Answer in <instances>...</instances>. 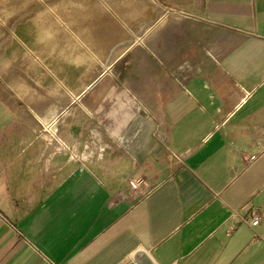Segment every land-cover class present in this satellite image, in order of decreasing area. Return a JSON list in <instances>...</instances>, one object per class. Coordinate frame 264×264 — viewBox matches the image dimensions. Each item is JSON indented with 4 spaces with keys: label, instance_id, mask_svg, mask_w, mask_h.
<instances>
[{
    "label": "crops",
    "instance_id": "1",
    "mask_svg": "<svg viewBox=\"0 0 264 264\" xmlns=\"http://www.w3.org/2000/svg\"><path fill=\"white\" fill-rule=\"evenodd\" d=\"M0 7V264H264V0Z\"/></svg>",
    "mask_w": 264,
    "mask_h": 264
},
{
    "label": "rangeland",
    "instance_id": "2",
    "mask_svg": "<svg viewBox=\"0 0 264 264\" xmlns=\"http://www.w3.org/2000/svg\"><path fill=\"white\" fill-rule=\"evenodd\" d=\"M1 9H2V7H0ZM1 9H0V11H1ZM11 24V29H13L14 28V26H17L19 23H14V22H12V23H10ZM27 41L29 42V41H33V40H30V39H27ZM44 57H47L48 59H47V61L44 63V69H43V71H42V73H43V84H44V86H48V84L50 83V81H51V63H50V61H49V57H50V55L49 54H47V55H44ZM54 72V71H53ZM108 72V75L109 76H111V77H113V73L115 72V71H107ZM58 73H59V76H61L60 74L62 73V74H64L65 75V73H66V71H58ZM56 78V77H55ZM59 78V82L60 81H66L65 79H66V77L64 76V78H62V77H58ZM89 91V90H88ZM89 92H91L92 94H106L107 93V95H108V97H107V99L109 100H113V99H115V95L116 94H118V92H119V89H117L116 90V88H109V89H106V87H102V89H98V88H95V83H94V85L90 88V91ZM111 95V96H110ZM109 103V102H108ZM107 103V104H108ZM90 106H91V108H94V107H96L97 106V102H91V104H90Z\"/></svg>",
    "mask_w": 264,
    "mask_h": 264
},
{
    "label": "built area",
    "instance_id": "3",
    "mask_svg": "<svg viewBox=\"0 0 264 264\" xmlns=\"http://www.w3.org/2000/svg\"><path fill=\"white\" fill-rule=\"evenodd\" d=\"M255 157V155H251L250 156V159H253ZM128 185L132 188V189H136L138 188L139 184H140V181L139 179L137 180H128L127 181ZM234 216H237L238 218H240V220L250 226H255L257 223H259L260 219H261V216L259 214H255L253 215V217L251 218H245L243 216H240L236 213H234ZM122 264H141L139 262V260H137L136 258H133L129 261H126L125 263H122Z\"/></svg>",
    "mask_w": 264,
    "mask_h": 264
}]
</instances>
